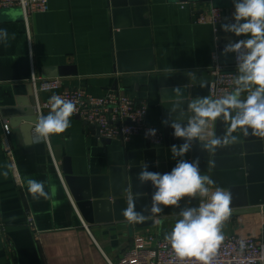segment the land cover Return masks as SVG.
Returning <instances> with one entry per match:
<instances>
[{"label":"crops","instance_id":"0c3cea01","mask_svg":"<svg viewBox=\"0 0 264 264\" xmlns=\"http://www.w3.org/2000/svg\"><path fill=\"white\" fill-rule=\"evenodd\" d=\"M216 4L221 7L217 8L219 21H233V0H217ZM211 8L210 1L148 0L155 70L124 76L112 69L105 0H48V10L30 14L27 21L18 8L0 9V29L9 33L7 44L0 41V264H106V259L118 261L139 235L164 238L172 230L178 214L154 217L153 225L141 228L129 221H84L60 172L62 159L70 158L77 175L104 174L146 139L134 136L125 143H106L92 125L71 116V127L64 133L34 143L35 123L31 130L24 128L25 120L36 117L30 110L31 79L48 78L42 76L45 69L73 66L75 75L56 77L64 86L81 87L94 96H102L117 80L122 93L146 101L147 122L161 127L154 73L210 69L218 38L212 25L197 23L196 16ZM229 55L222 52L218 58L228 61ZM48 97L47 91L37 93L38 101ZM5 121L12 124L7 139L12 160L4 150ZM29 178L44 182L48 199H33ZM26 212L33 215L37 238L25 224ZM222 233L256 234L264 239V210L230 215Z\"/></svg>","mask_w":264,"mask_h":264},{"label":"water","instance_id":"95a60500","mask_svg":"<svg viewBox=\"0 0 264 264\" xmlns=\"http://www.w3.org/2000/svg\"><path fill=\"white\" fill-rule=\"evenodd\" d=\"M107 24L112 47V69L114 73L124 76L128 73H153L155 70L153 47L149 20L148 0H105ZM187 1V0H180ZM193 1V0H191ZM198 1V0H194ZM210 1L213 8H221L217 0ZM230 18L218 21L214 25L215 37L218 38V56L221 57L225 45L236 42L238 39H247L248 36H233L224 33L221 25L232 23ZM228 61H220L223 65L233 64V53H229ZM73 66H60L55 69H45L43 77H56L75 75ZM195 74V79L189 77ZM156 77L159 97L160 125L163 133V143L159 146L152 145L148 140L138 149L129 150L123 155L120 165L111 166L104 174L77 175L73 172L69 157L62 159L59 167L65 186L71 199L85 222H112L128 221L122 211L127 207V199L131 195L135 202L136 211L142 212L146 219L143 223H135L141 228L153 225L154 217L177 215L187 207H198L199 196L195 198L184 197L179 206H163V211L157 216L145 211L151 206V197L155 188L151 183L141 184L137 179L142 165L147 164L148 170L161 174L168 173L175 167L177 160L171 153L172 145H181L183 139L173 135L170 127L172 120L180 119L178 115L169 116L172 105L167 102L174 97L172 89L181 87L185 102L182 108H187V101L192 97L209 95V84L212 76L208 71H181L170 73H154ZM204 83L205 87H200ZM117 80L113 82L111 90L118 89ZM30 94L34 95L33 86L30 85ZM32 90V91H31ZM30 99V110L35 119L25 120L26 126L31 130L32 123L38 117L35 109L36 99ZM211 97V96H210ZM32 118V117H31ZM76 118L80 119L78 116ZM32 121V122H30ZM167 121L168 123H164ZM187 116L183 118L186 123ZM12 126L11 122H9ZM86 123V122H85ZM129 123V120L127 121ZM91 126L92 124L86 123ZM213 133L222 137L226 133L228 123L222 119L211 122ZM98 134V128L92 125ZM238 137L237 142L217 147L215 151L203 150L199 142H194L191 151L183 159L191 162L199 158L201 175L209 176L214 184L231 193V215L244 214L264 210V138L252 136L251 130L245 135L243 130L237 129L232 133ZM109 143L110 139H102Z\"/></svg>","mask_w":264,"mask_h":264},{"label":"clouds","instance_id":"9594fccd","mask_svg":"<svg viewBox=\"0 0 264 264\" xmlns=\"http://www.w3.org/2000/svg\"><path fill=\"white\" fill-rule=\"evenodd\" d=\"M233 4L234 22L225 23L221 28L237 37L248 36L247 39L225 45L223 49L225 55L234 53L237 61L234 90L221 98L192 97L184 109L181 107L185 102L182 89L174 87V97L163 102L172 105L170 117L174 114L180 117L170 123L174 137L184 140L179 146H171L173 158L180 159L170 172L164 174L149 171L147 164H143L137 177L142 185L150 182L155 188L151 206L144 209L153 216L163 211L161 205L178 207L182 198L199 196V206L183 209L164 239L171 245L177 258L193 259L200 264H211L225 238L222 227L231 215L232 198L230 192L221 188L211 191L209 186L214 181L207 175H201L199 158L189 162L183 157L191 151L194 142H199L202 149L207 151L237 142L238 137L232 135L237 129L243 130L245 135L249 134L250 129L252 136L264 138V0H233ZM8 38L7 29H0V41L7 44ZM189 77L195 79V74L189 73ZM205 86L204 83L200 84V87ZM49 104L51 108L48 114H41L35 123L34 143L47 141L51 135L64 133L71 127L70 117L76 112V104L59 95L50 97ZM185 116L186 123L183 122ZM218 119L228 123L222 137L209 131L210 123ZM155 135L156 129H149L145 133L146 138ZM4 175H8L7 171ZM27 185L33 199L49 198L43 181L29 178ZM122 215L132 223H143L146 219L142 212L136 211L131 195ZM243 246L241 241V248Z\"/></svg>","mask_w":264,"mask_h":264},{"label":"built area","instance_id":"2783aa9c","mask_svg":"<svg viewBox=\"0 0 264 264\" xmlns=\"http://www.w3.org/2000/svg\"><path fill=\"white\" fill-rule=\"evenodd\" d=\"M9 8L20 9L27 21L30 14L47 11L48 0H23V3L22 0H0V9ZM220 16L219 9L211 8L209 11L199 13L196 16V22L210 24L214 29ZM212 60L213 63L209 69L212 76L209 95L212 98H221L234 90L233 80L237 74V61L233 53L232 65L220 64L217 47L212 53ZM31 83L36 99L34 109L38 117L43 114V111L50 110V97L59 95L76 104V112L72 116H78L84 122L96 126L100 139L119 140L125 143L134 136H141L154 146L163 143L161 127L152 125L146 120L148 107L144 99L133 98L118 89H109L102 96H94L81 87L64 86L59 77H32ZM43 91L49 92V97L38 101L37 93ZM128 120L129 123H127ZM149 129H156V135L146 138L145 133ZM210 132H213V129ZM11 133V125L9 121H5L3 124V135L6 137L4 150L5 155L12 160V147L7 140ZM12 171L14 180L17 181V171L15 169ZM209 187L211 191L220 188ZM221 189L227 191L224 188ZM25 224L37 238L39 231L35 226L33 215L29 212L25 213ZM224 237L211 264H264V239L261 235L232 233ZM241 241H243V248H241ZM106 264H200V262L193 259L180 260L164 238L139 235L118 261L112 262L106 259Z\"/></svg>","mask_w":264,"mask_h":264}]
</instances>
